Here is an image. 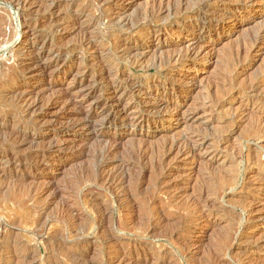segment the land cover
Listing matches in <instances>:
<instances>
[{
	"label": "rangeland",
	"instance_id": "obj_1",
	"mask_svg": "<svg viewBox=\"0 0 264 264\" xmlns=\"http://www.w3.org/2000/svg\"><path fill=\"white\" fill-rule=\"evenodd\" d=\"M5 1L0 0L6 40L0 46V69L27 62L31 51L40 56L44 69H32V74L0 89L2 138L21 133V145L9 148L10 157L16 161L41 153L57 140L65 146L76 139V148L18 164L0 152V175L16 176L0 178V264H120L121 253L128 257L126 264H264V32L259 30L264 26V3L257 0L243 13L237 6L245 0H227L216 8L220 14L235 15L225 22L224 37L238 24L243 26L222 40L198 30L201 23L217 28L223 23L200 19L215 10L213 5L202 9L200 0H27L23 12ZM180 2L182 15L163 17L131 33L122 29L120 21L144 20L145 12ZM250 34L258 35L262 46L227 69L226 55ZM45 35L50 37L44 44L40 37ZM116 35L139 50L136 56L148 54L141 65H131L130 60L120 65L130 76L149 81L167 108L153 110L154 105L126 96L96 111L102 114L115 107L113 114L130 119L146 115L157 122L124 128L96 123L90 130L92 122L89 128L71 129L76 114L94 112L90 88L97 94L107 89V82L95 83L93 70L100 62H92L98 54L86 40L96 41L99 49ZM36 38L41 41L21 50L16 59L17 47H28ZM194 39L204 40L211 62L159 67V55L149 51L165 43L172 49L163 58L184 54ZM81 44L87 51H73L55 62L56 49ZM21 83L37 90L42 105L30 112L18 108L11 92ZM258 86L260 92L252 94ZM66 93H73L69 101L48 107ZM246 105L251 110L243 113ZM173 117L180 120L174 123ZM93 136L118 147L116 158L130 166L124 170L122 163L115 164L108 172L124 170L129 184L110 186L86 179L100 163V145ZM140 149L148 159L135 158L133 151ZM157 159L161 167H156ZM141 178L144 186L139 189ZM103 213L106 218L100 219Z\"/></svg>",
	"mask_w": 264,
	"mask_h": 264
},
{
	"label": "bare ground",
	"instance_id": "obj_2",
	"mask_svg": "<svg viewBox=\"0 0 264 264\" xmlns=\"http://www.w3.org/2000/svg\"><path fill=\"white\" fill-rule=\"evenodd\" d=\"M7 1H9L12 5L18 6V8L21 11L25 9L26 2H27V0H6L5 2H7ZM211 1L212 0H200L199 1V3L203 4L202 9L203 8L206 9L208 7L210 8V6H212V5L215 9L213 11H210V9H209L210 12L200 15L199 16L200 19L205 20V21H209V22H219V21L223 20V23L217 24L216 26H218V28L211 26V25L204 26L202 23L200 25V28L197 25H196L197 27H195V28L196 29L199 28L198 30H200L204 33L215 34V35H218V37L221 36L222 40H226L230 37L235 36L236 33H238L237 32L238 28L239 27L241 28L242 23H241V25L238 24V27H236V29L234 31H232L228 35V37H224L223 29L225 28L224 27L225 22L227 21V19H231L233 17L235 18V15L229 16V14L228 15L227 14H220L218 11H216V8L224 5L227 0H214L212 3H211ZM256 1L257 0H245V1H243L242 3H240L237 6L238 12L243 13V12H245L244 10H246L247 8H254L255 4H257ZM261 2L264 3V0H261ZM53 5H54V3H53ZM51 7H52V5H51ZM183 8H184L183 2H180L178 4H170V5L163 6V7L160 6L158 8H153L149 13L145 12L143 14L144 20H142V18H141L138 21H120V19H119V21L122 22V29H125V30L129 31V33H131V32H134L135 30L145 28L146 26H148L152 23H159L162 21L163 17H167V19H170V18L172 19L177 15H182ZM202 9H201V11H202ZM22 14H19V16H24ZM81 14L83 15L84 13L82 12ZM187 16L188 15H185L184 17L186 18ZM1 18L2 17L0 16V46L2 45L3 41L5 40L4 39L5 36L4 35L2 36L3 21L5 19L2 20ZM53 21H56V20H53ZM56 25H53V26L56 27ZM27 26L30 27L29 24ZM57 27H58V25H57ZM119 27H121V25ZM240 30H242V29H240ZM259 30L261 32H264V26H262ZM254 34H250V37H246L245 40H243L241 42L240 46L236 47L237 50H231L226 55L227 69L233 68L234 66H236V64L240 60L248 58L250 56L251 52H254L256 49H259L262 46L259 39H258V35L254 36ZM11 36H9V39H11ZM49 37L48 36L40 37V39H45V42H44V44H45ZM40 39L36 38L32 42H30V44H28V47H24V46L17 47L15 58L19 59V57H20L19 54L21 53V50L27 49V48H29V46H32V47L34 45L36 46L41 41ZM113 40H114L113 42L108 40V42L105 43L99 49H98V45H97L96 41L92 42L89 39L86 40V41H88V46L91 47L90 49L94 50L96 52L95 54H98V55H94V58H92V62H94L96 60H98L100 62L98 68L95 71L93 70V74L96 78L95 83L105 81V82H107V89H106V92L103 91L100 94H97V91L95 88H93V87L90 88L88 95H89V98L92 99V104H94V109H93L94 112L93 113H88V112L82 113V111H81L78 114H76L78 117L75 120V122L72 124V126L70 127L71 129H76L79 127L82 129L86 128V127L89 128L90 124L92 122H94L95 124L91 125L92 127L90 128V130H94L93 127L96 126V123L100 124L102 128H108V127L113 126V125L115 127L124 128L125 126L130 125V124L135 127L136 122H138L137 124H139L138 125L139 127H142L144 124H147L146 122H150V123H152L153 121L157 122L154 119H153V121L147 119L146 115L145 116L140 115V116H136V117L134 116V119L133 118L130 119L125 114H124V116H121L122 114H117V113L113 114L112 110L115 111V107H114V109H113V107L108 109L107 111H105L102 114H98V112L96 111L100 107L109 106L111 102L120 103L121 98L126 97V96L128 97L129 100L134 98L135 100H137L139 102V104H145L147 106L148 105L149 106L154 105L153 110H157L160 108H167V104L160 99L157 92L154 93V89L150 88L149 81L147 83H145L141 80H138V79L130 76L127 73V71L125 70V68H123V66L120 65V63L124 60H128V61L130 60L131 65H136V66L141 65L142 61L146 59L148 54L144 53V54L136 56L138 54L139 50L134 49L133 47H127L126 44L122 40L119 39L118 35H116L115 39H113ZM86 41H85V43H86ZM203 41L204 40H202V39H194V42L192 43L193 47L191 49L188 48L189 50L187 52H185L184 54L177 53V55H174V56H173V54H170L167 58L166 57L163 58V55L165 54L166 51H169L170 49H172V46H169V44L162 43L159 46H152V48L150 47L149 51L156 52L157 55H159L158 59L156 60V63L159 67H165V66L167 67L170 65H173V66L178 65L179 66V65L187 64L188 62H199V63L202 62L203 63L205 60L208 62H211V59L207 60V57H206L207 55H206V53H204V50H203L204 42ZM70 49H71V47H70ZM82 49L86 50L84 48L83 44H81L77 48H72L71 50H61V49L57 50L56 49V51L54 52L55 53V55H54L55 56V62L57 63L58 61H60L64 58L66 60L67 57L70 55V53H72L73 51L75 52L76 50H82ZM120 50L122 52L121 55L118 54V51H120ZM50 51H51V49H50ZM104 53H106L107 55H103ZM29 55H31V57H30V60H27V62L20 60L18 62L13 63L11 66L8 65V66H6V68L0 69V89L4 86H10L11 84L18 82V80L21 77H26L27 75L32 74L33 73V72H31L32 69H36L38 71H40V69H41L42 71H44V69L40 65V56H33V55H35L33 51H31L29 53ZM100 57H102L103 59L100 60L99 59ZM51 59L53 60V58H51ZM88 67H90V66H88ZM233 71L234 70L228 72L230 74V76H232L231 72H233ZM235 75H237V73H235ZM235 75L233 73V76H235ZM77 86L79 88H82L83 84H77ZM28 87H29L28 83H26V84L21 83L20 85H18L17 88L12 90V92H11V96H13L14 99L16 100V102H17L16 105L18 106V108L21 110H25V112H30L31 110H34V109L38 108L40 105H42L41 99L39 97H37V90L36 89H28ZM215 89H217V88L215 87ZM260 90H261V86L253 87L251 89V93L256 94V93L260 92ZM171 91L174 92V88H171ZM72 94H67V93L62 94L56 100H54L50 105H48V107L51 108V107L56 106L58 104L69 101L70 100L69 98H71ZM140 96H146L149 98L151 97L152 99H149L150 101L147 102V101H143ZM188 96H189V94H187V93L184 95L185 98H187ZM256 104H258V102H254V105H256ZM220 106H225V104L220 105ZM249 110H251V107L249 105H246V106H244V110H243L244 112L243 113H245ZM125 112H123V113H125ZM146 112H148V111L146 110L145 113ZM117 119L120 121L119 124H116L115 120H117ZM179 120H180L179 117H173L172 118V121H174V123L179 121ZM35 121L37 123L38 122L41 123L40 118H37ZM3 131L5 132V130H3ZM13 133L14 134H10L9 137L2 138L3 136L1 135L2 133L0 132V152L5 154L7 156L6 158L8 159V161H11V163H17L18 164L19 162L21 163L24 160L33 161V160H36L38 157H41V156H43L44 158L45 157L49 158L52 156L58 157L59 155H61L62 152L66 151V150H70V152H71V150H73L75 147L74 145L76 144V139H74L70 145H65V146L59 144L60 143L59 140H57V141L54 140V142L56 141L55 142L56 145L53 146V144H52L50 147L45 148L46 150L42 151L41 153H32L26 157H19L15 161V160H12V157H10V156H12V153H10V152H12V150H10L9 148L14 144L16 145V148H18L21 145V143L19 141V139H21L20 138L21 133H18V132H13ZM60 134H64V132H60ZM93 137L97 142H99L98 144L100 145V148L98 149L97 155H96L97 156L96 158H99L100 163L97 166L94 175L90 176L88 174L86 179L88 180L90 177V179L92 178V181L95 183H99L102 185H110V186L117 184L121 187L123 185L129 184L131 182V179L128 176H125L124 170L127 169L130 165H129V163L125 162L123 158H121V159L119 157L116 158L115 153H117L118 147H114L112 145L106 144L105 142L104 143L101 142L100 139L98 138V136H93ZM56 139H58V138H56ZM22 142H23V140H22ZM102 144L103 145L105 144L108 146H102ZM177 146H178V143H176L173 146L174 149H177ZM133 152L136 154V155H134L135 158L146 160L149 157V155H147V154L141 155V152H142L141 149L137 150V151H133ZM194 161H197V160L195 159ZM119 163H122L121 166L124 167V170L120 171L118 173L110 174V172H108V170L112 166H114L115 164H119ZM40 164L41 163H37L36 165H34L32 167H38ZM155 165H156V167H161L162 161L157 159ZM32 167L30 169H32ZM10 174H11V177H10ZM0 178L12 179V178H16V176L12 175V173H9V174L4 173V174L0 175ZM138 186H139V189H141L144 186V179L143 178H141ZM223 198L225 199V198H227V196L223 195ZM203 201H204V199H203ZM204 203H206V201H204ZM104 218H106V213H103L100 219H104ZM44 226H45V224L42 226V229ZM127 258L128 257H126V255L123 253H121L117 256V259L121 262L120 264H126L128 262Z\"/></svg>",
	"mask_w": 264,
	"mask_h": 264
}]
</instances>
